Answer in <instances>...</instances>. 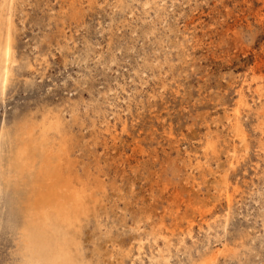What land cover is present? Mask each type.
Masks as SVG:
<instances>
[{"label": "rangeland", "instance_id": "1", "mask_svg": "<svg viewBox=\"0 0 264 264\" xmlns=\"http://www.w3.org/2000/svg\"><path fill=\"white\" fill-rule=\"evenodd\" d=\"M13 19L0 131L66 122L99 200L79 264H264V0H16ZM12 194L0 264L17 258Z\"/></svg>", "mask_w": 264, "mask_h": 264}, {"label": "bare ground", "instance_id": "2", "mask_svg": "<svg viewBox=\"0 0 264 264\" xmlns=\"http://www.w3.org/2000/svg\"><path fill=\"white\" fill-rule=\"evenodd\" d=\"M15 2L16 0H3L0 4V91L2 93H4V88L9 79V60L13 56L12 51L14 52V50H12V45L15 32L13 19ZM241 100L243 103H247L244 96H242ZM123 113H125V111ZM49 115V113L44 115L45 118L41 121L42 126L39 131H36L38 129L36 128V123L34 124V119L32 120V118L29 120H24L22 118L24 121L21 122L20 126L8 128L3 127L0 131V202L5 191L11 190L13 193V204L17 205L18 215L21 220L16 228L17 237L15 240L17 244V251L14 254L17 258L14 260L13 264H79L82 261L79 260V256L83 255L82 250L84 248L82 236L83 227L85 222L87 221L86 223L88 224L90 217H93V209L99 201L95 198V190L97 189L93 186V183H91L88 178L86 179L81 173L72 171V166H74V164L71 158L72 155L70 154L68 148L69 145L66 140L67 137L64 135L65 121L63 122L61 116L52 115L50 117ZM94 120L96 119L94 118ZM110 128L111 124L108 125L106 129L109 130ZM148 131H150V129ZM54 134L57 136L60 135L58 140L59 143L57 142L58 144H56V136ZM69 135L72 137V134ZM143 138L146 139V137ZM6 155L8 156L7 158ZM127 161L128 158L126 162ZM101 223H103V221ZM150 223L157 226V224L153 221ZM131 225L133 226V223ZM146 231L149 230L146 229ZM156 238L158 237L156 236ZM130 250H132V248L129 249V252ZM138 252L140 251L138 250ZM150 259L151 264H162L164 259L162 250H158L156 253H153ZM132 264H135V260H133Z\"/></svg>", "mask_w": 264, "mask_h": 264}]
</instances>
